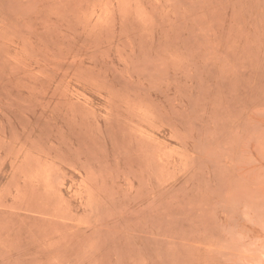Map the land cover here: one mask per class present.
I'll list each match as a JSON object with an SVG mask.
<instances>
[{"label":"rangeland","instance_id":"obj_1","mask_svg":"<svg viewBox=\"0 0 264 264\" xmlns=\"http://www.w3.org/2000/svg\"><path fill=\"white\" fill-rule=\"evenodd\" d=\"M0 264H264V0H0Z\"/></svg>","mask_w":264,"mask_h":264}]
</instances>
